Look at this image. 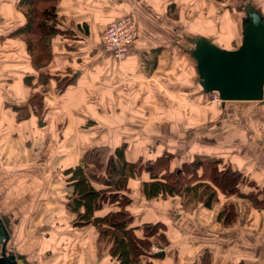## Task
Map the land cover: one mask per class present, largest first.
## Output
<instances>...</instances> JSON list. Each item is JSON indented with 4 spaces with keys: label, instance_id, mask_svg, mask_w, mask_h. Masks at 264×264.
I'll return each mask as SVG.
<instances>
[{
    "label": "crops",
    "instance_id": "obj_1",
    "mask_svg": "<svg viewBox=\"0 0 264 264\" xmlns=\"http://www.w3.org/2000/svg\"><path fill=\"white\" fill-rule=\"evenodd\" d=\"M218 1L58 0L57 27L61 32L51 39V62L40 71V78L50 76L43 86L36 84L39 73L31 65L26 45L13 35L25 21L20 11L22 0H0V227L6 233L5 249L15 254L18 264H116L108 246L97 241L94 225L74 224L77 214L65 206L71 186L61 171L82 165V156L88 148L106 145L98 140L110 136L104 129L113 127L107 123L118 121L117 126L122 128L128 127L127 121L143 117L140 105L150 100H137L134 87L129 84L124 91L116 90L112 83L133 80L138 69H152L154 62L157 63L154 69L159 70L157 77H166L162 71L167 70L170 60L164 55L161 41L173 31L176 37L177 25L181 28L178 42L185 37L190 48L202 45L205 40L221 49L231 48L228 43L232 38L226 37L227 30L217 29L212 20L222 17ZM123 14L134 15L138 35L125 60L115 62L104 51L101 40L110 21ZM55 75L73 81L59 92L51 78ZM154 75L146 73L143 77L149 80ZM26 76L32 77L31 85L25 84ZM35 92L43 94L45 102L41 110L28 103ZM13 105L24 108L28 117L18 120ZM260 108L264 111V105ZM247 126L264 127V119ZM53 128H59L60 133L53 135ZM248 133L244 141L247 154L220 158L248 179L264 185V130ZM57 139L62 143L52 148L48 141ZM138 151L131 144L125 149L126 159L132 161L143 156ZM186 160H173L172 165ZM147 179L148 174L143 172L139 179L129 180L133 202L128 209L134 216L131 225L140 227L145 222L160 221L165 225L167 242H157L162 251L142 255L139 264L264 263V259L258 261L253 256L248 260L236 243L233 256L228 249L233 241L218 233L227 228L216 219L218 211L230 203L238 214L236 222L242 219L239 213L245 209L251 213L264 209L256 210L246 199L217 192L218 200L211 209L204 207L201 212L202 206L197 205L200 207L197 214L179 217L184 211L179 197L154 200L140 194L139 182ZM115 209L105 204L93 213L102 216ZM183 218L188 220L182 222Z\"/></svg>",
    "mask_w": 264,
    "mask_h": 264
},
{
    "label": "trees",
    "instance_id": "obj_2",
    "mask_svg": "<svg viewBox=\"0 0 264 264\" xmlns=\"http://www.w3.org/2000/svg\"><path fill=\"white\" fill-rule=\"evenodd\" d=\"M57 4L58 0H22L20 11L25 21L13 33L26 45L31 65L39 73L36 84L43 86L48 83L50 76L42 73L43 77L40 78V71L51 62V39L61 32L57 27ZM51 78L56 82L55 87L59 92H63L73 81V78L57 75ZM24 81L26 85H31L32 77L26 76ZM44 102L40 92H35L28 99L29 105L36 110H41ZM225 104L226 102L222 106ZM12 110L18 120L28 117L24 108L13 105ZM125 149L126 143H123L104 159L99 155V149L91 148L84 152L82 165H73L63 171L66 183L71 186L65 206L67 210L77 214L74 224L94 225L97 241L100 245L105 243L108 246V253L116 259V264H139L140 257L149 253L151 237L162 243L167 242L163 232L165 225L160 221L145 222L140 227L131 225L134 216L128 209L133 201L129 180L139 179L143 172L148 174L147 180L139 182L143 197L159 200L177 196L185 211L195 208L199 203L212 208L218 200L217 192L246 199L257 210L264 209V186L248 179L239 170L224 163L220 157L195 155L192 159L171 167L174 156L172 153L161 152L153 158L139 156L128 161ZM246 180L254 190L245 192L242 189ZM105 204L116 209L102 216H94L93 212L102 209ZM235 218L237 211L232 203L223 206L216 216L225 227L233 225Z\"/></svg>",
    "mask_w": 264,
    "mask_h": 264
},
{
    "label": "rangeland",
    "instance_id": "obj_3",
    "mask_svg": "<svg viewBox=\"0 0 264 264\" xmlns=\"http://www.w3.org/2000/svg\"><path fill=\"white\" fill-rule=\"evenodd\" d=\"M218 2V10L222 11L220 12L222 17H216L212 20L217 29L224 28L227 30L225 32L226 37L232 38L228 46L231 47L230 49H236L242 42V32L250 25L253 14L258 11L260 17L264 19V0H219ZM223 24L226 26L222 27ZM177 26L176 37L173 31L171 35L162 38L161 41L164 42V55L170 60L169 65L166 66L167 70L162 71L166 77H157L159 70L154 69L157 68V63L154 62V65L150 66L152 69H138L139 72L133 80L127 79L126 82L119 80L112 83L116 90L122 88L121 90L124 91L129 84L134 87L132 89L137 94V100L150 101L140 105V112H143V117L140 120L127 121L128 127L122 126L120 128L117 126L118 121L107 123L113 127L112 129L107 127L104 129L110 133V136L98 140V142H106V145L91 147L99 149V155L104 159L113 153L115 147L121 146L123 143H126L127 150L132 144L139 148L138 155L150 156L151 154V158L161 152L172 153L174 155L172 160L192 159L195 155L200 154L210 157L237 156L242 155V153L247 154L244 141L249 135L248 132L264 130L262 126L255 127V129L252 126L245 127V125H251L253 122L264 119V111L260 108V105H264V99L261 101H226L225 107H223L222 101L221 103L217 102L214 92L202 91L203 88L199 82L200 75L195 68L192 54L198 46L190 48L185 37L182 38L181 42H178L181 39V28L179 25ZM181 27L184 30V27ZM210 42L214 44L210 40H205L203 43ZM146 73L148 75L154 73V79H144L143 75L146 76ZM148 84L149 86H147ZM136 106H139L138 103ZM52 130L55 136L60 133L59 128ZM120 133L123 136H120ZM124 134H128V136ZM48 142L52 148H57L62 140H49ZM91 142L93 143L94 140ZM135 154L132 153L131 155ZM248 182L246 180L242 184V189L245 192L254 190V187L248 186ZM256 184L264 186L260 183ZM197 205L202 206V212V208H204L202 203ZM200 207L196 206L193 209L181 211L182 214L179 217L186 216L187 213L197 214ZM250 213L249 210L246 211L245 209L239 213L242 215V219L237 222V218L233 219L234 225L225 227L227 229H220L218 233L223 236L227 235L228 239L233 241L231 248H228L229 252H233V256L236 255L233 249V244L236 243L240 251L244 250V257L247 256L249 260L253 256L260 261V259H264V212ZM209 215L212 217L211 213ZM205 216L207 217V214ZM198 217L205 218L203 216ZM185 220L188 219L183 218L182 222ZM192 220L194 221L193 218ZM194 222L198 224L197 220ZM207 234L210 235V233ZM151 240L153 241H150L149 253H160L162 247L158 243L161 241L155 237H151ZM161 244L164 243L161 242ZM152 246L160 248L159 251H156ZM239 255L242 258L240 253Z\"/></svg>",
    "mask_w": 264,
    "mask_h": 264
},
{
    "label": "water",
    "instance_id": "obj_4",
    "mask_svg": "<svg viewBox=\"0 0 264 264\" xmlns=\"http://www.w3.org/2000/svg\"><path fill=\"white\" fill-rule=\"evenodd\" d=\"M242 38L236 49H221L210 42L192 52L203 90L216 92L222 104L264 99V19L258 11ZM5 239L0 227V264H18L15 254L6 251Z\"/></svg>",
    "mask_w": 264,
    "mask_h": 264
},
{
    "label": "built area",
    "instance_id": "obj_5",
    "mask_svg": "<svg viewBox=\"0 0 264 264\" xmlns=\"http://www.w3.org/2000/svg\"><path fill=\"white\" fill-rule=\"evenodd\" d=\"M102 34V46L106 53L120 62L125 59L129 48L134 44L138 35V27L133 14H123L105 27ZM218 103H221L219 95L214 92ZM156 251L160 248L152 246Z\"/></svg>",
    "mask_w": 264,
    "mask_h": 264
}]
</instances>
